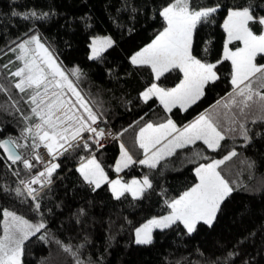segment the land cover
I'll list each match as a JSON object with an SVG mask.
<instances>
[{
  "label": "trees",
  "instance_id": "16d2710c",
  "mask_svg": "<svg viewBox=\"0 0 264 264\" xmlns=\"http://www.w3.org/2000/svg\"><path fill=\"white\" fill-rule=\"evenodd\" d=\"M169 2L0 0V86L5 89L0 91V140L16 139L26 124L39 121L23 119L24 115H32L33 105L26 103L27 94L14 87L19 78L9 75L23 65L16 59L19 49L15 52L10 49L38 35L56 55L92 110L121 139L94 153L108 177L114 179L121 174L128 182L147 176L152 183V189L141 199L125 194L117 200L108 184L93 190L78 171L82 158H87L93 149L86 150L81 145L59 159V169L53 174L52 182L39 192L41 207L37 212L34 207L37 201L26 193L17 196L14 191L18 186L22 188L20 181L28 178L34 169H25L21 162L10 163L0 149V235L3 210L46 225L25 242L22 264H76L77 259L83 264H264V121L251 122L259 115L255 109L246 124L249 141L238 132L226 133L227 138L217 151L208 150L197 141L195 145L176 149L174 155L162 159L155 169L138 163L144 157L138 133L146 124L158 125L173 119L183 127L206 111L222 115L226 111L223 105L229 102V94L233 92L231 63L224 61L216 69L220 79L209 83L203 97L187 110L173 108L167 112L157 98L152 97L148 102L141 98V93L154 82L172 88L182 79V73L173 70L156 81L149 67L133 65L130 60L162 31L164 21L158 13ZM217 4L220 7L213 21L198 25L193 37L192 54L212 63L222 59L226 37L222 25L229 8L252 4L256 6L255 14L264 16V0H190L193 7ZM13 11H35L48 16L24 20L22 15L13 16ZM251 27L257 34L264 31L259 24ZM104 35L112 37V46L99 58L90 59L92 39ZM239 46L238 42L231 45ZM257 61L263 64L264 58L258 56ZM73 69H79V74L71 75ZM19 142L27 145L18 148L23 158L32 161L37 150L34 152L31 147L32 139ZM121 145L138 161L117 173L114 169L122 154ZM232 150L237 155L218 170L234 190L222 203L211 226L201 222L189 234L177 223L156 230L151 244L135 243L136 228L154 217L167 215L170 209L166 202L198 183L195 169L199 164L222 159ZM41 235L46 239H39ZM61 244L70 245L77 255L65 252Z\"/></svg>",
  "mask_w": 264,
  "mask_h": 264
},
{
  "label": "snow or ice",
  "instance_id": "6c2138e0",
  "mask_svg": "<svg viewBox=\"0 0 264 264\" xmlns=\"http://www.w3.org/2000/svg\"><path fill=\"white\" fill-rule=\"evenodd\" d=\"M219 7L218 4L209 7H193L190 6V0H170L158 13L164 21L162 31L150 44L131 56V63L149 67L156 81L173 70H179L182 73V79L172 88H164L154 82L141 93V98L145 102L152 97L157 98L167 112H171L173 108L187 110L200 100L204 95L205 87L220 79L216 69L217 65L224 61L231 63L233 86V92L229 94V102L223 105L226 111L222 115H200L182 129L177 128L171 119L158 125L148 123L142 127L138 142L139 147L144 151V159L139 160V164L155 169L162 159L174 155L176 149L195 145L197 141L202 142L206 149L217 151L222 147L221 142L226 140V133L238 132L245 141H249V129L246 124L253 109L259 115L252 118L251 122L256 123L257 119L264 121V64L257 63L258 56L264 58V32L257 34L251 27L253 24L264 27V16L255 14L256 6L249 4L228 9L222 25L226 34L222 59L212 63L203 61L192 54L193 37L198 25L211 23ZM12 15H22L24 20H28L29 17L45 19L48 13L38 15L35 11L25 13L13 11ZM237 42L239 47H230ZM33 44L34 49L29 47ZM112 44L111 38L94 39L90 59L99 58L105 48L111 47ZM17 48L19 54L16 59L23 62V67L10 72L9 75L19 78L14 87L20 93L27 94L26 103L33 105L32 115H24L23 119L27 122L37 118L40 122L30 126L26 124L20 137L16 139L0 140V149L7 153V159L12 164L21 162L25 169L31 170L34 164L15 151L18 148L27 147L19 141L28 138L33 141L31 147L34 152L43 145L53 160L71 148L80 147L81 144L77 143L79 140H83L84 149L90 150V143L84 140L82 135L85 132L92 134L89 139H92L93 143L103 147L100 139L105 135L104 129L93 127L100 117L84 100L61 65L57 63L53 53L41 43L40 38L32 35L10 51L15 52ZM4 67L7 68L8 65ZM78 74L79 69L72 70L71 75ZM0 91H5L3 86H0ZM67 93H71L75 101L68 98ZM80 109H83L84 114H80ZM120 147L122 155L114 169L117 173L137 163L123 145ZM199 155L200 153H197V156ZM236 155L237 152L232 150L222 159L199 164L195 169L198 183L178 198L166 202L170 209L167 215L150 219L136 228L135 243L151 244L153 229H168L177 223L182 224L189 234L196 231L197 224L201 222L211 226L221 210L222 203L234 190L218 169L225 161ZM43 159L39 153L32 157V160L37 162H43ZM58 167L59 164L47 162L45 170L33 179L28 182L20 181L23 189L16 187L14 189L16 195L22 196L26 193L33 201H37L34 207L39 212L40 193L32 185L50 184V177ZM78 171L84 181L93 186V190L99 189L102 184L110 185L113 196L117 200L125 194H131L134 199H141L146 191L152 189V183L147 176L142 180L133 179L130 182L120 178L110 180L94 155L86 160L82 158ZM42 178L45 179L42 181ZM2 215L0 264H22L25 242L45 229L46 225L42 221L30 223L7 210H3ZM39 239L45 240L46 236L41 235ZM61 246L65 252L73 256L77 255L70 245L61 244ZM229 256L232 254L230 253ZM76 264H83V262L77 259Z\"/></svg>",
  "mask_w": 264,
  "mask_h": 264
},
{
  "label": "built area",
  "instance_id": "2783aa9c",
  "mask_svg": "<svg viewBox=\"0 0 264 264\" xmlns=\"http://www.w3.org/2000/svg\"><path fill=\"white\" fill-rule=\"evenodd\" d=\"M89 105V104H88ZM82 112H83V109H82ZM86 115V114H85ZM93 127H97L98 129L99 128H102L104 129V132H105V135L103 138L100 139V144L103 145V147H98L95 143L92 142V139H89V137H92V134L91 133H83V138L84 140H88V142L90 143L91 145V149H93L89 155L87 157H90L92 155H94V153H96L97 151L105 148L106 146L110 145V144H113L115 142H121V139L119 137V135L116 133V131L107 125L105 119H102L100 118L98 120V123L96 125H93ZM94 139V137H93ZM77 143L79 144H83V140H79L77 141ZM73 148L69 149V151L67 152H70L72 151ZM67 152H64L62 155H59L56 157L55 160L52 159V157L47 153V150L46 148H44L43 145H41L37 152L36 153H39L40 155L43 156V162H37L35 160H32L31 162L34 164V167L32 169H34L33 172H31V175L26 178V179H23V181L25 182H28L30 181L31 179H33L35 176H37L40 172L44 171L45 170V167H46V163L47 162H51V163H56V164H59V159L60 158H63L64 155L67 153ZM35 153V154H36ZM59 169V167L53 172V174ZM52 174V176H53ZM52 176L50 177L51 179V182H52ZM45 178H42V181L44 180ZM22 188H23V185H21ZM33 188H36L39 192L42 191L46 186H43V184H35V185H32Z\"/></svg>",
  "mask_w": 264,
  "mask_h": 264
},
{
  "label": "rangeland",
  "instance_id": "374dc122",
  "mask_svg": "<svg viewBox=\"0 0 264 264\" xmlns=\"http://www.w3.org/2000/svg\"><path fill=\"white\" fill-rule=\"evenodd\" d=\"M36 36H38V35H36ZM39 37V36H38ZM40 38V37H39ZM103 38H111L112 39V37L110 36V35H104V36H99V37H95V38H93L92 39V41L94 40V39H103ZM41 40V39H40ZM112 41H113V39H112ZM41 43H43L44 45H45V47H47L48 49H49V51L50 52H52V50L47 46V44L43 41V40H41ZM92 45V44H91ZM29 47L30 48H35V45L33 44V45H29ZM107 48H109V47H107ZM107 48H105V50L107 49ZM104 50V51H105ZM103 51V52H104ZM102 52V53H103ZM53 53V52H52ZM101 53V54H102ZM53 56H54V58L56 59V61H57V63H59L60 64V62H59V60L57 59V57H56V55L53 53ZM90 56H91V53H90ZM61 65V64H60ZM61 67H62V69L64 70V68H63V66L61 65ZM65 71V70H64ZM65 91H67L66 89H65ZM67 97L68 98H71L73 101H75V97L71 94V93H67ZM77 107H79L78 105H77ZM80 114H84L83 112H82V109H80ZM74 149V148H73ZM37 150H38V148H37ZM36 150V151H37ZM36 153V152H35ZM122 155V154H121ZM120 158H121V156H120ZM7 211H9V212H12V213H14V214H16V215H18V216H20V217H22V218H24L23 216H21L20 214H18V213H16V212H14V211H10V210H7ZM160 217H162V216H157V217H154V218H160ZM24 219H26V218H24ZM153 219V218H152ZM27 220V219H26ZM29 221V220H28ZM149 221V220H148ZM147 221V222H148ZM30 223H33V224H35L34 222H32V221H29ZM146 222V223H147ZM214 222V221H213ZM145 224V223H144ZM142 226V225H141ZM140 226V227H141ZM156 230H160V229H153L152 230V238L154 239V233H155V231ZM3 235V234H2Z\"/></svg>",
  "mask_w": 264,
  "mask_h": 264
},
{
  "label": "crops",
  "instance_id": "0c3cea01",
  "mask_svg": "<svg viewBox=\"0 0 264 264\" xmlns=\"http://www.w3.org/2000/svg\"><path fill=\"white\" fill-rule=\"evenodd\" d=\"M264 32V31H263ZM230 47H231V45H230ZM257 63H258V61H257ZM264 64V63H263ZM21 67H23V65H21ZM65 70V69H64ZM65 73H66V75H68V73L65 71ZM68 77H69V75H68ZM78 90V89H77ZM79 91V90H78ZM80 92V91H79ZM80 94L83 96V98H84V100L85 101H87L86 99H85V97H84V95L80 92ZM88 103V102H87ZM203 114H210V111H206V112H204V113H202V114H200V115H203ZM199 115V116H200ZM199 116H197L195 119H193L191 122H189V123H187L186 125H188V124H190V123H192L193 121H195ZM173 122H174V120L173 119H171ZM40 121H38L37 123H39ZM175 123V122H174ZM176 124V123H175ZM154 125V124H153ZM186 125H184L183 127H185ZM176 126H177V128H180V129H182L183 127H180V126H178L177 124H176ZM140 132V131H139ZM138 137H139V133H138ZM128 152V151H127ZM128 154L132 157V159L134 160V161H138V160H136L129 152H128ZM95 156V155H94ZM91 157V156H90ZM90 157H87V158H85L84 160H86V159H88V158H90ZM143 159H144V157H143ZM119 160H120V158H119ZM118 160V161H119ZM80 166V165H79ZM79 166H78V169H79ZM107 174V173H106ZM117 178H120V179H122L123 181H125L124 179H123V177L121 176V174H119L116 178H114V179H117ZM110 180H114V179H111V178H109ZM133 179H137V180H142L143 179V177H138V178H133ZM133 179H131V180H133ZM130 180V181H131ZM130 181H128V182H130ZM125 182H127V181H125Z\"/></svg>",
  "mask_w": 264,
  "mask_h": 264
},
{
  "label": "water",
  "instance_id": "95a60500",
  "mask_svg": "<svg viewBox=\"0 0 264 264\" xmlns=\"http://www.w3.org/2000/svg\"><path fill=\"white\" fill-rule=\"evenodd\" d=\"M12 138H9V137H6V138H3V139H1V140H11ZM2 150V152L4 153V155H5V157L7 158V153L6 152H4V150L3 149H1ZM15 151H17L18 153H20V154H22L21 152H20V150L19 149H15ZM8 160V159H7ZM9 161V160H8ZM10 163H12L11 161H9ZM18 163V162H17Z\"/></svg>",
  "mask_w": 264,
  "mask_h": 264
},
{
  "label": "bare ground",
  "instance_id": "6f19581e",
  "mask_svg": "<svg viewBox=\"0 0 264 264\" xmlns=\"http://www.w3.org/2000/svg\"><path fill=\"white\" fill-rule=\"evenodd\" d=\"M37 152V151H36ZM32 170V169H31Z\"/></svg>",
  "mask_w": 264,
  "mask_h": 264
}]
</instances>
